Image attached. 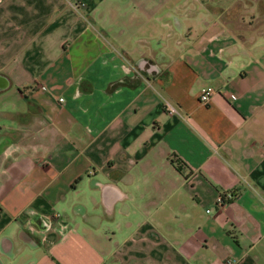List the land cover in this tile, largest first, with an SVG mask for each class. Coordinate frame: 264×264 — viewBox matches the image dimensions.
Here are the masks:
<instances>
[{
	"label": "crops",
	"instance_id": "1",
	"mask_svg": "<svg viewBox=\"0 0 264 264\" xmlns=\"http://www.w3.org/2000/svg\"><path fill=\"white\" fill-rule=\"evenodd\" d=\"M0 264H264V0H2Z\"/></svg>",
	"mask_w": 264,
	"mask_h": 264
},
{
	"label": "built area",
	"instance_id": "2",
	"mask_svg": "<svg viewBox=\"0 0 264 264\" xmlns=\"http://www.w3.org/2000/svg\"><path fill=\"white\" fill-rule=\"evenodd\" d=\"M2 0H0V4H1ZM213 93V88L212 87H204L201 89V92L199 94V100L202 102V103H207L210 99V96L211 94ZM60 100H62L60 98ZM166 110L169 112V113H172V112H176L175 111V108L171 105H167L166 107ZM233 198V195L231 193H229L228 195H224V196H219L218 198V202H224L225 199H232ZM42 224L46 227H49L53 221V219L51 217H42ZM233 259H228V262L229 263H232Z\"/></svg>",
	"mask_w": 264,
	"mask_h": 264
},
{
	"label": "trees",
	"instance_id": "3",
	"mask_svg": "<svg viewBox=\"0 0 264 264\" xmlns=\"http://www.w3.org/2000/svg\"><path fill=\"white\" fill-rule=\"evenodd\" d=\"M176 166H177V168H178V169H182L181 162H179V163H178V162H176Z\"/></svg>",
	"mask_w": 264,
	"mask_h": 264
}]
</instances>
